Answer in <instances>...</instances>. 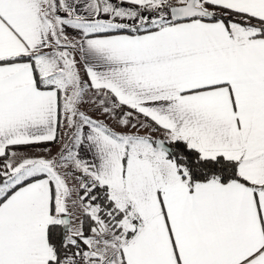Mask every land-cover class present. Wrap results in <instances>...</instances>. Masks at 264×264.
<instances>
[{
	"label": "snow or ice",
	"instance_id": "obj_1",
	"mask_svg": "<svg viewBox=\"0 0 264 264\" xmlns=\"http://www.w3.org/2000/svg\"><path fill=\"white\" fill-rule=\"evenodd\" d=\"M0 264H264V0H0Z\"/></svg>",
	"mask_w": 264,
	"mask_h": 264
}]
</instances>
